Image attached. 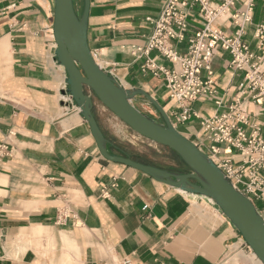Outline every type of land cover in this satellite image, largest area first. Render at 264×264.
Here are the masks:
<instances>
[{"label":"crops","instance_id":"crops-1","mask_svg":"<svg viewBox=\"0 0 264 264\" xmlns=\"http://www.w3.org/2000/svg\"><path fill=\"white\" fill-rule=\"evenodd\" d=\"M165 1L90 0L88 42L122 86L146 91L169 114L180 106L164 77L144 71L147 58L133 54L145 47L147 19H157ZM253 1L243 40L264 57L256 36L264 0ZM188 21L191 33L202 28L198 8ZM53 26L54 0H0V145L8 148L0 157V264H217L244 253L240 234L208 200L102 157L89 124L62 101L67 74L56 59ZM213 27L227 36L237 30L227 17ZM178 51L186 53L185 44ZM150 59L173 67L157 52ZM229 64L230 55L218 50L212 70L219 99L189 103L196 116L176 126L195 144L202 120L228 111L243 85L244 73ZM248 109L251 123L264 124L260 107ZM105 110L95 104L102 131L133 155L106 134Z\"/></svg>","mask_w":264,"mask_h":264},{"label":"built area","instance_id":"built-area-1","mask_svg":"<svg viewBox=\"0 0 264 264\" xmlns=\"http://www.w3.org/2000/svg\"><path fill=\"white\" fill-rule=\"evenodd\" d=\"M239 2L241 0H223L214 5L211 0H166L159 17L147 19L152 24V30L145 47L137 48L133 54L147 58L144 71H150L155 77L162 75L169 97L179 103L180 111L168 114L175 128L196 116L188 107L189 103L219 99L212 62L218 50L230 55L229 67L244 73L243 85L228 111L202 120L203 136L196 146L213 160L264 217V124L251 123V115L255 114L248 109V104L252 103L264 113V57L251 51L243 40L245 28L252 21L254 1L245 0L243 8L234 11ZM195 8L199 9L203 25L191 33L188 20ZM221 17L232 20L237 27L233 36H227L213 27ZM256 36L263 53V26L257 29ZM183 44L187 51L181 54L178 47ZM153 52L173 67L157 66L150 59ZM62 101L77 111L69 94L62 96ZM216 105L220 106L221 101H217ZM7 152V146L0 145V157ZM242 243V248L250 251L243 240ZM217 264L232 263L230 258L224 257Z\"/></svg>","mask_w":264,"mask_h":264},{"label":"water","instance_id":"water-1","mask_svg":"<svg viewBox=\"0 0 264 264\" xmlns=\"http://www.w3.org/2000/svg\"><path fill=\"white\" fill-rule=\"evenodd\" d=\"M83 4V12L79 15L74 0H54L56 59L67 74L62 96L69 94L73 99L77 111L89 124L102 157L188 195L208 200L240 234L257 260L264 264V217L213 160L174 127L168 113L153 96L142 89L125 88L97 63L88 42L91 2L83 0ZM140 98L157 111L161 121L134 105ZM95 99L136 134L173 151L187 170L178 172L145 165L117 148L97 122Z\"/></svg>","mask_w":264,"mask_h":264},{"label":"rangeland","instance_id":"rangeland-1","mask_svg":"<svg viewBox=\"0 0 264 264\" xmlns=\"http://www.w3.org/2000/svg\"><path fill=\"white\" fill-rule=\"evenodd\" d=\"M82 2L83 0H74L75 9H78L79 15H81L83 11ZM95 104L100 107L102 106L101 102L97 99H95ZM134 105L143 113L158 121H161L160 115L157 113V111L144 99H138L134 102ZM105 115H107L104 124L106 134L121 144L125 150L133 153L134 155L143 157L148 162L156 166L167 167L181 171L187 170L186 165L173 151L136 134L107 109L105 110ZM231 263L258 264L251 257V252L248 249H246L244 253L232 258ZM70 264H73V261H70Z\"/></svg>","mask_w":264,"mask_h":264},{"label":"trees","instance_id":"trees-1","mask_svg":"<svg viewBox=\"0 0 264 264\" xmlns=\"http://www.w3.org/2000/svg\"><path fill=\"white\" fill-rule=\"evenodd\" d=\"M124 151V150H123ZM127 153V152H126ZM129 156H131V158L134 160V161H137V162H140L142 164H145V165H152V166H156L150 162H148L146 159H144L143 157H140L139 155H132V154H129L127 153ZM158 167V166H156ZM160 168V167H159Z\"/></svg>","mask_w":264,"mask_h":264},{"label":"bare ground","instance_id":"bare-ground-1","mask_svg":"<svg viewBox=\"0 0 264 264\" xmlns=\"http://www.w3.org/2000/svg\"><path fill=\"white\" fill-rule=\"evenodd\" d=\"M253 254V253H252ZM253 257H255V255L253 254ZM255 259L257 260V258L255 257ZM258 261V260H257ZM259 262V261H258ZM260 263V262H259ZM261 264V263H260Z\"/></svg>","mask_w":264,"mask_h":264}]
</instances>
